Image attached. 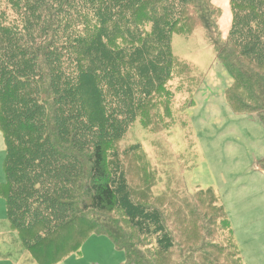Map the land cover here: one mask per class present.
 <instances>
[{"label": "trees", "instance_id": "obj_1", "mask_svg": "<svg viewBox=\"0 0 264 264\" xmlns=\"http://www.w3.org/2000/svg\"><path fill=\"white\" fill-rule=\"evenodd\" d=\"M229 3L220 43L212 0H0V197L41 264L78 253L93 234L125 264H245L215 191L157 192L153 161L127 144L136 124L154 135L176 125L174 98L201 78L173 55L172 35L199 28L233 79L228 105L264 127V0Z\"/></svg>", "mask_w": 264, "mask_h": 264}, {"label": "rangeland", "instance_id": "obj_2", "mask_svg": "<svg viewBox=\"0 0 264 264\" xmlns=\"http://www.w3.org/2000/svg\"><path fill=\"white\" fill-rule=\"evenodd\" d=\"M212 3L221 9L217 23L221 32L219 41L223 43L232 23L230 3L229 0ZM171 50L190 66L193 76L201 78V83L196 84L191 94L185 92L174 98L176 125L170 131L154 135L136 124L127 144L141 143L146 156L153 161L152 168L161 181L157 192L164 190L172 195V190L181 189L180 198L189 192L196 200L199 190H214L228 213L245 264H264V127L258 114H235L228 105L225 91L233 79L218 59L216 46L204 28L189 37L174 33ZM189 97L192 103L189 101L184 111L179 110L182 100ZM4 158L5 143L0 131V185L7 181ZM125 173L131 178L130 172ZM0 189L3 191L2 185ZM6 212V201L1 196L0 264H41L42 249L33 251L25 246ZM212 217L209 213L202 222L207 224ZM54 256L50 253L46 257L49 264L126 262L123 251L106 235L97 234L90 235L78 253L62 256L58 261L52 260Z\"/></svg>", "mask_w": 264, "mask_h": 264}]
</instances>
